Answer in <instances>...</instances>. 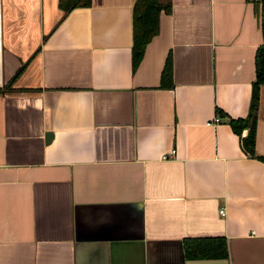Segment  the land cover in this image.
I'll return each mask as SVG.
<instances>
[{
  "label": "crops",
  "instance_id": "obj_1",
  "mask_svg": "<svg viewBox=\"0 0 264 264\" xmlns=\"http://www.w3.org/2000/svg\"><path fill=\"white\" fill-rule=\"evenodd\" d=\"M58 1L0 0V264H264V161L228 123L260 0H169L133 68V0ZM218 234L225 255L183 250Z\"/></svg>",
  "mask_w": 264,
  "mask_h": 264
},
{
  "label": "trees",
  "instance_id": "obj_2",
  "mask_svg": "<svg viewBox=\"0 0 264 264\" xmlns=\"http://www.w3.org/2000/svg\"><path fill=\"white\" fill-rule=\"evenodd\" d=\"M89 0H59L58 3L62 9V13L67 12L68 9L75 5H83L88 3ZM170 5L169 0H133L131 6L132 21V43H131V65L132 68L136 65L139 59L144 44L148 41L150 36H152L157 28L158 17L160 11H168ZM259 15H260V25L264 27V0H260L259 5ZM255 58V77L251 81L250 85V99H249V109L246 115L230 117L228 118V123L232 129L240 134V131L247 128V131L239 136L241 147L248 154H251L260 160L264 161V155L256 154L254 152V118L258 109L259 104V94L260 86L264 83V40L256 47L254 52ZM165 66L162 71V78L168 75V70L170 67L169 57H166ZM19 69L16 70L17 73ZM14 73V74H15ZM10 81L3 86L8 87ZM222 235H202V237H186L183 240V250L188 254V256L196 257H218L226 254L225 242Z\"/></svg>",
  "mask_w": 264,
  "mask_h": 264
},
{
  "label": "built area",
  "instance_id": "obj_3",
  "mask_svg": "<svg viewBox=\"0 0 264 264\" xmlns=\"http://www.w3.org/2000/svg\"><path fill=\"white\" fill-rule=\"evenodd\" d=\"M174 152V148H170L169 150H168V154H172ZM162 157L164 156V154L163 155H161ZM219 212H223V207H220L219 208Z\"/></svg>",
  "mask_w": 264,
  "mask_h": 264
},
{
  "label": "water",
  "instance_id": "obj_4",
  "mask_svg": "<svg viewBox=\"0 0 264 264\" xmlns=\"http://www.w3.org/2000/svg\"><path fill=\"white\" fill-rule=\"evenodd\" d=\"M248 128V127H247ZM247 128H245L244 133L247 131ZM50 137V132L45 133V140H47Z\"/></svg>",
  "mask_w": 264,
  "mask_h": 264
}]
</instances>
